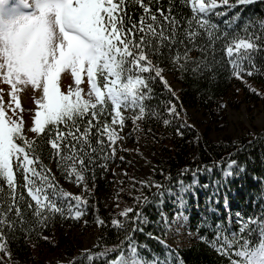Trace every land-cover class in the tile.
<instances>
[{"label":"snow or ice","instance_id":"1","mask_svg":"<svg viewBox=\"0 0 264 264\" xmlns=\"http://www.w3.org/2000/svg\"><path fill=\"white\" fill-rule=\"evenodd\" d=\"M253 3L255 0H0V82L10 86V91L0 87V264H13L10 245L18 232L26 240L31 233L39 237L57 217L80 221L96 208L91 203L96 168L106 171L109 159L124 162V156L117 157L118 149L127 150L121 148L124 138L118 130L127 121L135 125L156 119L168 126L176 120V132L181 136V129L191 127L178 111L176 91L165 78L167 71L196 76L211 73L212 79L216 69L227 64L231 78L264 96V87L258 91L246 79L264 75V17L243 16L238 10ZM224 16L227 19L222 24L216 22ZM193 49L200 52L195 59L189 55ZM62 74L71 81L65 91L61 90ZM157 84L169 97L163 111L152 104L157 99ZM24 90L31 92L36 105L27 122L19 96ZM246 168L245 163L229 158L224 176H239ZM190 171L186 166L178 175ZM200 171L211 172L212 167L198 165L196 172ZM57 172L81 187L83 194L61 187ZM196 172L190 184L182 179L176 182L181 205L184 195L198 184ZM165 179L172 177L169 174ZM136 183L141 188L154 187L155 196H162L165 190L174 194V188L162 181ZM220 184L219 180L212 182L209 199ZM148 202L149 197L141 193L133 198L134 206L125 207L118 213L120 218L111 219L110 225L122 233L121 242L111 249L84 252L89 264L101 259L105 264H172L147 259L139 250L135 233L143 232L145 222L140 205ZM235 218L239 227L218 222L213 237L201 240H208L210 246L214 241L212 250L227 264H264V209L254 218L239 212ZM95 222L101 227L106 224L99 216ZM148 236L169 247L160 236ZM110 252L118 254L109 260ZM65 264H77L76 258Z\"/></svg>","mask_w":264,"mask_h":264},{"label":"trees","instance_id":"2","mask_svg":"<svg viewBox=\"0 0 264 264\" xmlns=\"http://www.w3.org/2000/svg\"><path fill=\"white\" fill-rule=\"evenodd\" d=\"M179 3V0H177ZM243 16L257 15L264 17V0H255L252 5L244 8H239ZM184 11L190 13V9L185 7ZM227 16L216 18L217 23L223 22ZM219 48V44H217ZM190 57L195 59L200 56L197 49H193L189 53ZM221 54L218 52L217 57ZM171 68V65H168ZM228 65L223 68L216 69V76L209 79L211 73H205L201 76H196L191 73H181L174 71L178 75V81L181 84V89L176 93L178 99L175 103L179 106L181 116L184 121L191 126L190 120L186 114V110L191 107H199L206 112L216 114L226 103L232 101H242L245 98H253L257 101L264 102V96L253 94L244 83L235 78H231L228 72ZM249 84L255 87L258 91L264 87V75L246 77ZM62 90V89H61ZM157 99L152 101L153 105H159V110L163 111L164 102L169 98L166 90L161 84L156 86ZM182 109V110H181ZM8 111V110H6ZM143 129L149 135L156 137L169 134L168 142L162 141L161 156L163 157V174L157 170L154 178L151 180L162 181L166 187L175 188L176 182L183 180L189 184L193 178V172H196L197 166L208 165L212 167L211 174L214 179L221 181L219 186V203L215 204V199L209 200L210 191L199 193L197 202L192 198L186 212L189 216L190 228L198 236V240L192 246L185 249H177L169 246L165 248L158 243L155 238H149L148 233H153V237L160 236L166 242L168 236L167 223L171 222L178 213V210L166 204L164 209L168 214L167 220L163 215V208L160 207L161 196H155L156 189L141 188L140 194L149 197L147 204H141L145 222L143 232L135 233L137 243L140 245L141 255L147 259L158 258L160 261L170 260L172 264H227L221 256H218L212 248L215 246L213 241L209 245L208 240H201V237L211 238L214 235L215 225L220 222L225 225L231 224L232 228L239 227L236 221V213L239 212L243 217H257L264 209V130H258L254 135L245 134L237 140L228 138L220 142H214L205 134L201 135L195 128L185 127L181 129L183 135L176 132L179 126L176 120L168 126H165L162 121L151 119L148 121L142 120ZM231 154V155H230ZM229 158L245 163L247 168L239 176H233L229 180H224L223 169L228 166ZM116 160L109 159L107 170L104 171L96 168V188L93 190L91 203L96 205V208L90 212L91 218L96 220L99 216L106 220L104 227L99 225L100 233L96 242V246L91 249L90 253L102 251L104 248L111 249L120 244L122 233L114 226L110 225L113 218L118 217V213L122 211L119 208L107 209L104 204L100 203V197L109 196L115 187L114 165ZM51 166V165H50ZM189 167L192 171L179 176L180 170ZM103 172V175H101ZM208 171L196 172V176L201 177V182L208 184ZM59 184H75L63 179L57 172ZM171 175L172 180H166L165 177ZM256 177V178H254ZM91 183V181H88ZM166 192V190L164 191ZM139 194V195H140ZM128 197L133 205V198ZM129 206V207H130ZM163 218V221H162ZM122 219V218H121ZM83 219L75 221L71 219L61 220L56 218L55 222L43 229L38 237L35 233L30 234V239H25L23 232L17 233L11 245V256L25 257L32 254L37 249H47V244L50 243L49 238L60 235L62 230L80 226ZM48 237V239H44ZM67 245L66 257L67 261L71 258H76L77 264H89L84 252H80L81 245L73 248L70 244ZM169 250L171 255L169 256ZM118 253L110 252L108 259H113ZM95 264H105L101 259Z\"/></svg>","mask_w":264,"mask_h":264},{"label":"rangeland","instance_id":"3","mask_svg":"<svg viewBox=\"0 0 264 264\" xmlns=\"http://www.w3.org/2000/svg\"><path fill=\"white\" fill-rule=\"evenodd\" d=\"M165 78L178 93L182 87L178 81V75L170 70L165 73ZM62 80L61 89L65 91L71 81L64 74H62ZM84 80L86 81V77H84ZM0 87L10 91V86L3 85L2 82H0ZM82 87H84L86 92L87 84H83ZM19 96L21 109H23L22 115L27 122L35 114V97L28 90L22 91ZM6 110L8 112L12 111V109L7 107ZM17 111L19 112L20 110ZM186 114L191 126L199 131L201 135L207 134L214 142H220L228 138L237 140L245 134L254 135L256 131L264 130V102L253 98L226 103L216 114L206 112L199 107L188 108ZM118 132L124 138L121 148L127 150L121 151L118 149L117 157L124 156L125 159L123 163L118 158L115 159L116 163L113 167L115 177L114 190L109 196L100 197V203L110 210L113 208L123 210L125 207H129L132 203L125 194L134 198L139 196L141 191L140 184L136 183V181H149L154 178L158 169L159 171L164 169L161 145L162 141L168 142L170 139L169 134L160 137L149 135L143 129L142 120L137 121L135 125L131 121H127L124 129L118 130ZM117 144H120V141H117ZM208 177L210 186L203 188L200 185L206 183L201 182L200 176H196L198 184L194 185L193 189L184 195L183 205H181L177 194H175V188L174 194H169L166 191L161 196L160 207L163 208L162 211L166 220L168 218V214L164 209L166 204L178 210L173 220L167 223L168 236L166 237V243L169 246L185 249L195 244L198 240L197 234L190 228L189 216L186 210L191 204V199L193 198L196 201L199 193L203 191L213 192L212 182L217 179L213 178L211 172L208 173ZM232 177L224 176V180L227 181ZM132 178H135V180ZM134 183L135 190H133ZM63 188L74 194H83L81 187L76 184H63ZM213 198H216L215 204H218L219 190L209 200ZM84 219L88 222L84 223ZM84 219L80 226L64 229L60 235L49 238L50 243L47 244V249H37L34 253L25 257L11 256L13 264H65L67 261L65 253L67 245L65 244H70L73 248L80 244V252L90 251L96 246L100 229L95 222L96 220L91 218L90 213Z\"/></svg>","mask_w":264,"mask_h":264}]
</instances>
